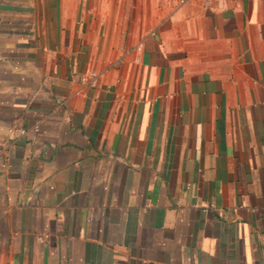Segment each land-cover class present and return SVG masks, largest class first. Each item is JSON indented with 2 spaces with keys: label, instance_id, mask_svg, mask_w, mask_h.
<instances>
[{
  "label": "crops",
  "instance_id": "0c3cea01",
  "mask_svg": "<svg viewBox=\"0 0 264 264\" xmlns=\"http://www.w3.org/2000/svg\"><path fill=\"white\" fill-rule=\"evenodd\" d=\"M0 264H264V0H0Z\"/></svg>",
  "mask_w": 264,
  "mask_h": 264
}]
</instances>
